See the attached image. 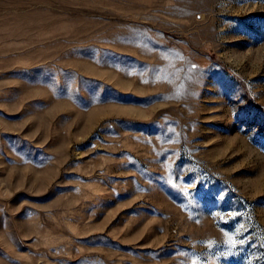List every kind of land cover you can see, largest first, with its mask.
Returning a JSON list of instances; mask_svg holds the SVG:
<instances>
[{
  "label": "rangeland",
  "instance_id": "rangeland-1",
  "mask_svg": "<svg viewBox=\"0 0 264 264\" xmlns=\"http://www.w3.org/2000/svg\"><path fill=\"white\" fill-rule=\"evenodd\" d=\"M0 264H264V0H0Z\"/></svg>",
  "mask_w": 264,
  "mask_h": 264
}]
</instances>
